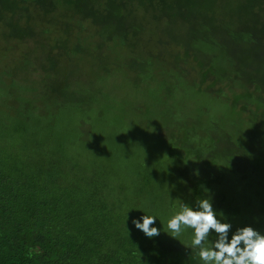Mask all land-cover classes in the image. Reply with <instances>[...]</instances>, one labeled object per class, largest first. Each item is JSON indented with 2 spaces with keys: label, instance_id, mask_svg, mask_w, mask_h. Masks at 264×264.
<instances>
[{
  "label": "trees",
  "instance_id": "1",
  "mask_svg": "<svg viewBox=\"0 0 264 264\" xmlns=\"http://www.w3.org/2000/svg\"><path fill=\"white\" fill-rule=\"evenodd\" d=\"M0 33V60L20 74L0 73V264H203L193 230L174 238L167 222L206 197L229 239L244 226L264 234V0H0ZM109 80L164 104L160 92L193 94L184 128L131 138ZM15 92L28 104L11 113ZM34 96L52 100L49 124L29 111ZM213 101L224 115L206 120ZM98 109L115 114L110 134L86 122ZM144 215L158 236L135 227Z\"/></svg>",
  "mask_w": 264,
  "mask_h": 264
},
{
  "label": "rangeland",
  "instance_id": "2",
  "mask_svg": "<svg viewBox=\"0 0 264 264\" xmlns=\"http://www.w3.org/2000/svg\"><path fill=\"white\" fill-rule=\"evenodd\" d=\"M92 31V30H91ZM88 29H85L84 31H81L80 33L77 34L78 37L80 38H87L88 40H94L97 41V34L93 32H91ZM94 35V36H91ZM0 38L1 40L4 42V35L2 33H0ZM5 43V42H4ZM55 52H58L59 49H54ZM96 52L98 54L101 55V50H96ZM113 52V51H111ZM119 51H116L114 53H118ZM6 57L1 58L0 60V73L3 74V76H7V74H10V77H8V80H18L19 79V73L18 74H14L13 70L12 73L11 72V63H8L7 61H5ZM17 59V55H15L12 60ZM11 60V59H9ZM188 61H190V59H188ZM34 70L32 69V72ZM81 73L85 72V68L84 66H81L80 70ZM36 72V71H34ZM15 75V76H14ZM89 75V74H88ZM32 76L35 77V75L33 74ZM92 75H89V77H91ZM88 76H86V78L88 80H92L91 78H89ZM188 79L191 78L192 80V76L189 75L187 77ZM37 80V79H35ZM96 80V79H94ZM93 80V81H94ZM187 85H191V81H187L185 82ZM107 88L109 91V98H110V103L112 105L118 104L121 107H123V109L125 110L124 112V124L127 126H130V131L132 133L131 138L134 139H141V134L140 135H136V128L137 126L143 131V133L148 134V135H154L157 132V127L159 128V130L161 132H157V134L160 135H164L166 133V129H173L175 126L177 127H183L182 126V121L180 122L177 118L180 116V112L183 108H187L189 110V112L192 111V105H194V102L192 100V96L193 94H190L188 98H182L180 95V92L176 93L174 96H172L171 98H169V94L167 92H160V99L164 100L166 98L167 103H161L159 101V99L156 96L153 95H147V91L146 90H139V91H134L133 93L127 92V91H122L119 86L115 87V83L112 81H108L107 83ZM27 87H33V83L30 82L29 84H26ZM17 92V91H16ZM14 93L9 100V103L11 105V113L15 112V109H17L19 112L20 110V106L24 107V105H27L24 101H22V97H24L23 94L21 93ZM0 93H2V91L0 90ZM41 95V94H40ZM194 97H199L197 92L194 94ZM53 106L52 104V100H49V102H40L37 101V99L35 98V96L33 97V101L30 102L29 106V111L36 110V113L42 118L43 124H49V119L53 116V107H49ZM106 104H103L102 106H104ZM96 107V105H94ZM115 107V106H114ZM223 107V106H222ZM116 108V107H115ZM27 109V108H26ZM116 110L118 111V109L116 108ZM42 113H40V112ZM44 113V114H43ZM186 113L185 111L182 112V114ZM206 120H208L210 118V116H212L213 114H219L222 116L224 115V112L222 111L221 107H219L217 105L216 102H210L206 108ZM88 116H86V122H94L95 126H102V131L103 134H110L109 132L111 131L112 126H116L114 123V118H115V114L114 112H100V110L98 109L97 111H90L87 113ZM229 116V115H228ZM228 116H224V120L225 122L227 121ZM243 116V115H242ZM232 117V116H231ZM249 117V121L253 120L254 117L252 118L251 115H248ZM190 118L191 120H194L195 123L198 124V126L200 125V120H197V117L192 116V113L190 114ZM70 120V124L71 127H75V128H79L80 126H82L81 124H78V117H72V116H67L66 115V120ZM76 119V120H74ZM233 121H230V123L234 126H226L230 132L231 135H237L238 134V128L237 126H235L237 123V119L233 118ZM202 120V117H201ZM84 121V120H83ZM203 121V120H202ZM86 122H83L86 123ZM204 122V121H203ZM227 124H229V122H226ZM194 125V124H193ZM65 126H61L59 129H57V131L55 132L56 136L62 137L64 136L63 134L65 133L64 130ZM48 128H50L49 131L52 130L53 126H48ZM183 129H179L178 131V135L181 136ZM187 131L192 132V123L187 125ZM86 134H89L90 132L87 131L85 132ZM166 137L169 138V136L166 134ZM47 140V138H46ZM132 157L136 154V153H143L144 149H146V146L142 143H137L134 146H132ZM191 184V183H190ZM231 191H236V189H231ZM172 192H174V189H172Z\"/></svg>",
  "mask_w": 264,
  "mask_h": 264
},
{
  "label": "clouds",
  "instance_id": "3",
  "mask_svg": "<svg viewBox=\"0 0 264 264\" xmlns=\"http://www.w3.org/2000/svg\"><path fill=\"white\" fill-rule=\"evenodd\" d=\"M154 215H144L141 220H133L137 229L151 238L158 236L159 230L152 226ZM231 224L217 218L209 198L196 201L195 207L181 202L179 210L167 222V228L176 238L185 229L193 230L189 247L198 249L203 264H264V234L251 226L237 228L229 239ZM214 230L216 239L209 241L210 231ZM39 255V249H29V257Z\"/></svg>",
  "mask_w": 264,
  "mask_h": 264
}]
</instances>
